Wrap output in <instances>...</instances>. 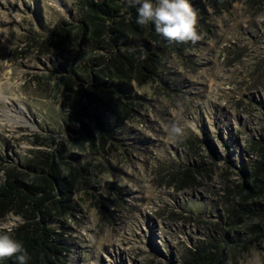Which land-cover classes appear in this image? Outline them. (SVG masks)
Returning a JSON list of instances; mask_svg holds the SVG:
<instances>
[{
  "label": "rangeland",
  "instance_id": "1",
  "mask_svg": "<svg viewBox=\"0 0 264 264\" xmlns=\"http://www.w3.org/2000/svg\"><path fill=\"white\" fill-rule=\"evenodd\" d=\"M82 8L0 0V184L10 175L40 185L56 163L73 208H51L59 250L48 264H179L225 216L227 188L243 183L230 160L249 174L260 160L264 1L205 8L200 41L167 50L152 78L107 83L114 94L88 78L111 52L77 36ZM80 79L92 94H70ZM173 121L182 137L169 135ZM14 211L0 207V228L12 236L37 221ZM228 264H264V237Z\"/></svg>",
  "mask_w": 264,
  "mask_h": 264
},
{
  "label": "trees",
  "instance_id": "2",
  "mask_svg": "<svg viewBox=\"0 0 264 264\" xmlns=\"http://www.w3.org/2000/svg\"><path fill=\"white\" fill-rule=\"evenodd\" d=\"M226 1L228 0H189L199 14L200 24L205 8L222 7ZM81 3L83 18L75 27L77 36L81 35L82 40L104 46L111 52L108 58L102 59L103 63H94V79L88 74L90 81L96 83L102 91L115 93L113 86L107 84L109 82L116 83L115 89H120L126 84L152 78L157 74L167 50L180 54L183 49H188L189 43H169L155 32L154 25L139 26L136 23L137 6L130 7L127 0H81ZM79 81L77 89L68 85L70 94H92L89 93L90 89L85 88L84 79ZM75 85L78 84L75 82ZM100 138L104 141V134L101 133ZM262 140L258 156L260 160L252 161L253 174L230 160L238 168L243 183L236 184L235 191L227 188L228 209L224 212L225 216L217 224H208L211 235L205 240L186 246L180 255L179 264H228L236 255L248 251L254 242L264 237V138ZM203 141L209 147L211 156L215 160L220 159L216 156V149L211 147V138L207 134ZM230 155L231 151L228 157ZM56 166L54 161L45 165L39 178L40 185H28L20 178L10 175L0 184L1 208L14 207L16 215L25 216L30 213L31 217L37 218L32 227L22 226L12 236L27 251L30 257L28 264H48L59 250V243L56 241L58 234L50 226V221L53 220L51 208L66 213L73 208L70 205L71 189L59 176ZM234 192L240 198H232L235 196ZM25 207L28 210L24 211ZM239 228L245 230L241 235L236 231ZM0 264L18 262L12 258L0 261Z\"/></svg>",
  "mask_w": 264,
  "mask_h": 264
},
{
  "label": "clouds",
  "instance_id": "3",
  "mask_svg": "<svg viewBox=\"0 0 264 264\" xmlns=\"http://www.w3.org/2000/svg\"><path fill=\"white\" fill-rule=\"evenodd\" d=\"M127 3L130 7L137 6L139 26L154 25L155 32L169 43L195 44L202 39L198 31L199 14L189 0H127ZM21 83L18 79L17 86ZM178 108L182 113V105L178 104ZM168 132L175 139L184 135V128L173 121ZM11 231L0 228V261L15 258L18 264H28L27 251L12 237Z\"/></svg>",
  "mask_w": 264,
  "mask_h": 264
}]
</instances>
